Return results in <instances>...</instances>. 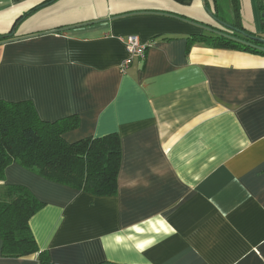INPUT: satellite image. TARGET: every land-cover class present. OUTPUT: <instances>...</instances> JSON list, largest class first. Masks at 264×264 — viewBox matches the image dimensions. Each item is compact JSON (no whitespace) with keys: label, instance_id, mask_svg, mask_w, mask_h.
<instances>
[{"label":"crops","instance_id":"obj_1","mask_svg":"<svg viewBox=\"0 0 264 264\" xmlns=\"http://www.w3.org/2000/svg\"><path fill=\"white\" fill-rule=\"evenodd\" d=\"M47 1L0 0V37L29 13L0 44V100L76 116L69 143L117 134L122 157L114 196L6 169L0 186L44 203L40 250L57 264H264V56L191 40L221 22L264 38L260 0ZM133 35L152 47L124 66ZM0 264L39 254L3 257L0 237Z\"/></svg>","mask_w":264,"mask_h":264},{"label":"trees","instance_id":"obj_2","mask_svg":"<svg viewBox=\"0 0 264 264\" xmlns=\"http://www.w3.org/2000/svg\"><path fill=\"white\" fill-rule=\"evenodd\" d=\"M259 6L264 13V0L259 1ZM27 16L29 13L19 18L13 29ZM191 40L264 56L253 47L210 32ZM77 126L76 116L56 122L42 120L32 101L0 100V182L5 180L6 169L17 163L49 181L95 196L116 195L122 157L119 135L69 143L64 134ZM43 205L25 186H0L3 257L21 258L38 253L40 264H57L46 251L40 250L30 229L31 218ZM99 264L117 263L104 261Z\"/></svg>","mask_w":264,"mask_h":264},{"label":"water","instance_id":"obj_3","mask_svg":"<svg viewBox=\"0 0 264 264\" xmlns=\"http://www.w3.org/2000/svg\"><path fill=\"white\" fill-rule=\"evenodd\" d=\"M48 4H51V3H45L42 5V7L46 6ZM170 16H172V15H170ZM262 18H264V13H262ZM92 23H95V22H92ZM195 24L198 25L200 28L204 29L205 31H208L210 33H213V34L221 36V37H226V38H229L231 40L238 41L242 44H246V45L253 47V48L257 49L258 51L264 53V38H262L260 36L251 35L249 33H246L243 30L237 29L234 26L228 25V24L223 23V22H221V25L224 27L225 30H218V29L213 28L211 26L200 24V23H195ZM70 28H72V27L62 28V29L56 30V32H62L64 30H67ZM14 35H15V29H12L9 34L0 37V39H1L0 44H4V43L10 42L12 40H15L16 38L14 39Z\"/></svg>","mask_w":264,"mask_h":264},{"label":"built area","instance_id":"obj_4","mask_svg":"<svg viewBox=\"0 0 264 264\" xmlns=\"http://www.w3.org/2000/svg\"><path fill=\"white\" fill-rule=\"evenodd\" d=\"M127 50L129 52V58L124 62V66H127L132 62L134 58L144 59L147 50L152 47V43L142 41L138 36H129L126 40Z\"/></svg>","mask_w":264,"mask_h":264}]
</instances>
